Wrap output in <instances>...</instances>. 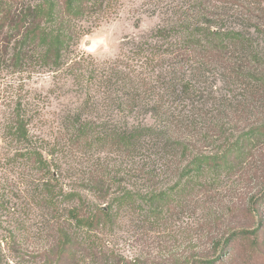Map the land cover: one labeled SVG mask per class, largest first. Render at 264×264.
I'll return each instance as SVG.
<instances>
[{
  "label": "trees",
  "instance_id": "16d2710c",
  "mask_svg": "<svg viewBox=\"0 0 264 264\" xmlns=\"http://www.w3.org/2000/svg\"><path fill=\"white\" fill-rule=\"evenodd\" d=\"M121 5L0 0V35L14 40V57L85 91L54 141L34 138L32 117L18 111L10 130L20 147L0 170L23 176L29 203L57 219L63 255L104 247L125 212L144 210L153 230L170 207L206 203L207 192L222 203L214 192L244 181L247 204L231 208L243 220L206 222L207 248L188 264H264V222H247L264 201V0H147L154 28L125 36L114 58L82 52L83 24L98 26ZM136 114L155 122L131 124Z\"/></svg>",
  "mask_w": 264,
  "mask_h": 264
},
{
  "label": "rangeland",
  "instance_id": "374dc122",
  "mask_svg": "<svg viewBox=\"0 0 264 264\" xmlns=\"http://www.w3.org/2000/svg\"><path fill=\"white\" fill-rule=\"evenodd\" d=\"M13 1V0H9ZM16 2L18 0H15ZM147 0H122L117 13L92 26L83 24L91 32L81 38L78 48L91 54L98 61L116 57L127 35L148 32L159 23L158 17L144 12ZM141 18L139 28L136 19ZM5 33L0 35V160L11 157L20 144L13 137L10 127L18 111L26 114L33 137L51 141L60 135L62 117L73 110L84 97L85 91L72 77L51 71L35 58L17 60L14 57V40L8 42ZM131 124H154L150 115H130ZM82 158L78 155L76 164ZM24 162V160H23ZM24 171L21 167L19 172ZM248 178V176H247ZM23 176L12 170H0V264H188L193 253L207 248L206 222L243 220L241 208L247 188L244 181L234 189L219 188L222 203H217L211 193H204L206 203H185L184 207L172 206L162 217V223L151 230L144 223V210L139 214L125 212L113 231L102 239L104 247L93 250L78 245L68 253L58 251V221L46 214L40 203H29L28 189ZM249 191L257 192V188ZM251 204V203H250ZM257 210L247 222L257 225L264 222V201L254 203ZM2 205V206H1ZM264 231V230H263ZM262 231V235L264 232ZM76 252L74 254V250ZM69 254V255H68ZM126 262V263H125Z\"/></svg>",
  "mask_w": 264,
  "mask_h": 264
}]
</instances>
